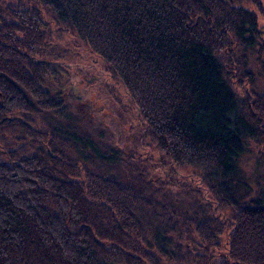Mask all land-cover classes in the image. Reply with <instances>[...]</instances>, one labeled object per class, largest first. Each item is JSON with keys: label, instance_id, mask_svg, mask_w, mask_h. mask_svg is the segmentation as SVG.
Returning <instances> with one entry per match:
<instances>
[{"label": "trees", "instance_id": "obj_1", "mask_svg": "<svg viewBox=\"0 0 264 264\" xmlns=\"http://www.w3.org/2000/svg\"><path fill=\"white\" fill-rule=\"evenodd\" d=\"M32 1L109 66L172 162L225 181L247 141L264 139V87L240 105L230 80L251 74L237 75L233 59L226 69L219 55L222 36L239 50L257 47L264 84V41L244 7L256 0ZM50 36L37 9L0 6V141L18 140L4 153L9 165L0 155V264H181L189 250L171 236L186 239L191 222L205 245L193 259L213 264L209 247L218 249L226 224L214 218L220 201L202 197L216 208L198 227L141 160H119L121 148L64 126L62 99L43 87L56 71L41 57ZM33 115L48 127H36ZM254 205L233 208L229 252L218 264H264V199Z\"/></svg>", "mask_w": 264, "mask_h": 264}, {"label": "rangeland", "instance_id": "obj_2", "mask_svg": "<svg viewBox=\"0 0 264 264\" xmlns=\"http://www.w3.org/2000/svg\"><path fill=\"white\" fill-rule=\"evenodd\" d=\"M256 2V5L246 4L244 7L254 12L258 30L264 41V0H256ZM6 5L11 7L22 5L37 9L42 21L51 29L49 42L46 43L47 47L43 48L44 54L41 57L51 64L55 62L56 71L52 75H46L43 87L52 97L62 99L65 108L63 117L59 120H62L61 123H64V126L73 123L80 128L78 129L80 132H86L85 130L87 132L89 130L91 134L95 132L100 145L109 147L111 143L113 150L121 148L119 160L127 156L141 160L149 170L150 173L147 172L150 177L157 182L165 183L164 186L167 184V187L172 189L168 192L170 196L172 192H178V205L184 217L192 216L202 220L203 216L210 215L207 209L213 212L216 207L202 204L204 202L202 197L207 196L214 202L220 201L222 210L214 214V218L217 222L226 223L224 233L217 241L218 249L209 247V256L213 264H218L221 260L220 256L229 252L233 208H251L255 206L254 203L257 200L264 199V139L261 143H255L254 140L247 141L244 151L236 159L234 173L225 181L216 179L206 167L172 162L171 158L162 153L150 139L149 128L138 120L132 98L126 94L119 80L108 72L109 66L101 58L93 54L65 27H56L49 18V14L44 13L41 6L32 0H0L2 10ZM231 42L233 41L230 37L222 36L220 45L223 46L219 55L226 69L228 67L226 60L231 63L233 59L238 61L237 65L231 66L237 75L243 77L244 70L247 71L245 75L251 74L250 79L247 75L241 80H230L238 96L239 104L246 103L245 105L251 106V102L247 99L261 92L264 87L257 60L258 48L241 49V51ZM230 44L232 46L229 48ZM33 118L36 127H48L44 117L33 115ZM49 121L54 122V119L49 118ZM93 139L95 140L94 135ZM17 142L18 140L9 135L0 141L2 163L9 165L4 153L14 148ZM121 163L122 161L118 162L116 159L113 165L119 167ZM167 200L170 201V199ZM193 200L194 205L189 206L187 201ZM199 205L204 206L203 212ZM175 217L178 218L177 213ZM191 224L186 226L188 232L186 239L176 235L171 236L173 241L181 244L182 248L187 247L191 254L190 256L188 252L182 255L181 264H199L196 259H193V255L203 254L204 251L205 245L197 238L194 223L191 222Z\"/></svg>", "mask_w": 264, "mask_h": 264}]
</instances>
